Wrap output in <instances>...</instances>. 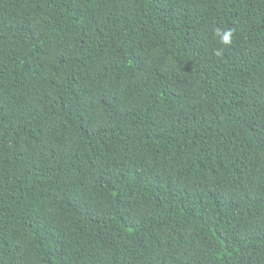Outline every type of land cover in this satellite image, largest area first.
<instances>
[{
	"label": "trees",
	"instance_id": "trees-1",
	"mask_svg": "<svg viewBox=\"0 0 264 264\" xmlns=\"http://www.w3.org/2000/svg\"><path fill=\"white\" fill-rule=\"evenodd\" d=\"M0 264H264V0H0Z\"/></svg>",
	"mask_w": 264,
	"mask_h": 264
},
{
	"label": "clouds",
	"instance_id": "clouds-1",
	"mask_svg": "<svg viewBox=\"0 0 264 264\" xmlns=\"http://www.w3.org/2000/svg\"><path fill=\"white\" fill-rule=\"evenodd\" d=\"M215 35L220 38V42L227 46L232 43L233 39V30L232 29H226V30H221L220 28H216L215 30ZM219 51L217 52V55H219Z\"/></svg>",
	"mask_w": 264,
	"mask_h": 264
}]
</instances>
